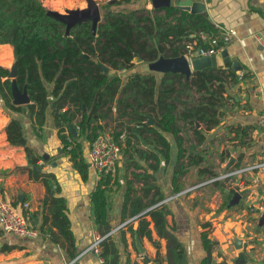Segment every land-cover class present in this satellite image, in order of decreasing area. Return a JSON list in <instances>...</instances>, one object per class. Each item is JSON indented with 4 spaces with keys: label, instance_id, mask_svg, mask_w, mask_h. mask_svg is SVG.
I'll use <instances>...</instances> for the list:
<instances>
[{
    "label": "crops",
    "instance_id": "crops-1",
    "mask_svg": "<svg viewBox=\"0 0 264 264\" xmlns=\"http://www.w3.org/2000/svg\"><path fill=\"white\" fill-rule=\"evenodd\" d=\"M198 1L204 3L203 12L214 26L231 32V40L223 48L240 64L237 76L247 74L227 83L223 93L226 103L219 108L221 116L216 126L208 130L201 123L195 126L201 131L200 141L187 132L181 144V160L186 162L190 155L197 163L182 171L175 194L171 177L176 146L165 134L169 158L165 162L158 156L160 162L155 170L149 169L152 159L145 162L137 153L132 154V159L138 161L139 168L123 170L118 161L116 184L107 193L105 223H95L89 193L98 175L87 164L86 178L80 179L61 149L51 110L46 109L41 130L35 134L25 108L11 111L0 99V194L16 211H21L23 202L28 204V223L36 231L31 238L0 231V264H199L204 257L207 264H264V219L259 222L264 214V168L192 188L199 181L264 157V137L255 123L258 113L264 111V48L250 37L254 32L264 34V0ZM42 2L48 8L68 0H45L48 5ZM143 2L134 0L136 4L132 5ZM64 9L48 8L58 13ZM10 60L11 46L0 44V66L9 69ZM9 120L20 125V143L7 140L5 126ZM138 144V149L157 155L152 144ZM87 147L83 143L85 162ZM145 175L147 184L155 185L164 199L173 197L163 201L169 214L160 233L149 222V238H138L131 232L138 220L122 224L129 218L121 220L120 210L127 182L136 195H141ZM153 191L149 190L148 197ZM234 193L238 197L231 201ZM257 205L263 206L260 214L249 211ZM145 219L149 220L148 216ZM95 232L107 234L102 263L94 252L86 250ZM201 232L209 241L205 248ZM134 235L143 254L135 248ZM1 246L11 248L2 250Z\"/></svg>",
    "mask_w": 264,
    "mask_h": 264
},
{
    "label": "trees",
    "instance_id": "trees-1",
    "mask_svg": "<svg viewBox=\"0 0 264 264\" xmlns=\"http://www.w3.org/2000/svg\"><path fill=\"white\" fill-rule=\"evenodd\" d=\"M130 1L115 0L114 4ZM216 35V27L204 12L191 14L173 6L106 11L94 32L89 22L73 25L65 32L64 24L47 14L41 0H0V44L11 46L16 62L15 84L19 89L25 87L29 102L23 106L11 103L8 69L1 66L0 99L11 111L21 112L25 108L35 134L40 132L49 108L61 149L80 179L87 175L83 143L88 146L97 134L108 132L119 146L123 170L139 168L138 161L132 159L133 153L145 162L152 159L151 170L160 162L158 156L166 162L169 145L165 134H169L176 146L171 177L175 194L179 191L176 180L182 171L197 163L190 155L186 162L181 160L184 159L181 144L186 138L183 134L190 131L200 141L201 131L195 126L201 123L206 130L216 126L221 116L219 108L226 103L223 93L227 83L232 84L247 73L237 76L229 66L208 67L191 71L187 79L178 73H165L158 79L134 67L153 61L158 55L183 54L192 39L195 47H208ZM221 43L217 40L218 46ZM99 64L107 70L103 71ZM106 120L111 122L110 126ZM69 127L75 129V136ZM5 133L10 143L22 140L16 120H9ZM139 142L152 144L157 155L138 149ZM116 166L117 163L115 171ZM147 177H142L145 181L141 195H136L127 182L121 202V220L132 217L138 220L131 231L138 238H149V222L160 233L169 214L161 202L162 193L152 183L147 184ZM114 184V175L101 174L89 193L97 224L105 223L107 193ZM150 189L154 191L148 197ZM200 238L205 248L209 243L206 233L201 232ZM103 242L100 256L104 261ZM9 248L1 246L2 250ZM155 249L157 256L156 244ZM199 264H207L206 257Z\"/></svg>",
    "mask_w": 264,
    "mask_h": 264
},
{
    "label": "built area",
    "instance_id": "built-area-1",
    "mask_svg": "<svg viewBox=\"0 0 264 264\" xmlns=\"http://www.w3.org/2000/svg\"><path fill=\"white\" fill-rule=\"evenodd\" d=\"M217 29V35L215 38L210 40L208 47H195V40L192 39L190 42H187L185 45V51L183 55L188 59L191 56H210L221 50L224 45H226L231 40V32L222 29L221 27L215 26ZM202 40H206L205 36L200 34ZM250 37L255 41V43L262 48H264V34L254 32ZM217 40H220L222 43L220 46L217 45ZM256 126L259 129L260 133L264 137V111L258 113L256 117ZM120 158V148L113 141L112 137L108 132H103L97 134L87 147L86 162L89 167H91L95 173L100 176L109 175L113 176L115 173V165ZM264 168V157H262L258 162L242 166L236 170L226 172L220 176L211 178L205 182H200L192 186V188L201 186L205 183L223 179L233 174H238L245 172L251 169ZM189 190V189H188ZM173 196L167 197L161 202L172 198ZM160 202V203H161ZM250 212H256L258 214L263 211L262 205H257L254 208L249 209ZM29 214H28V204L26 202L22 203L21 211H16L10 204L3 198L0 194V231L5 234H9L16 237L22 238H31L36 236V231L31 228L28 223ZM134 217L129 218L124 223L125 224ZM107 234H98L94 233L90 243L86 250L94 252L100 263L103 262V258L100 256L101 244L105 241Z\"/></svg>",
    "mask_w": 264,
    "mask_h": 264
},
{
    "label": "water",
    "instance_id": "water-1",
    "mask_svg": "<svg viewBox=\"0 0 264 264\" xmlns=\"http://www.w3.org/2000/svg\"><path fill=\"white\" fill-rule=\"evenodd\" d=\"M149 3L152 8H165L173 6L191 14L201 13L204 10V3L198 0H149ZM47 14L53 19L63 23L65 32H67L71 26L83 22H89L91 31H93L96 22L100 19L99 7L94 0H85V7L79 9H68L65 10L64 13H58L56 11L47 9ZM226 65H229V68L235 72H237L240 67L238 61H236L234 57L228 56L226 49L222 48L210 56H191L188 59L183 54H180L176 57H164L162 55H158V57L153 61L139 63L137 67L140 72L152 73L158 79L161 78L165 73H178L187 79L191 71L208 67H224ZM99 67L103 71L107 70V67L104 65L99 64ZM109 72H112V70ZM15 74L16 62L12 61L7 73V78L10 79L9 89L11 103L13 105L27 104L29 102V98L26 94L25 87L19 89L16 86L14 79ZM69 131L72 136H75V129L73 127H69ZM237 197L238 194L234 193L231 201H235ZM263 219L264 214L259 217V222H261ZM134 245L136 250L140 254H143V249L141 248L136 235H134Z\"/></svg>",
    "mask_w": 264,
    "mask_h": 264
},
{
    "label": "rangeland",
    "instance_id": "rangeland-1",
    "mask_svg": "<svg viewBox=\"0 0 264 264\" xmlns=\"http://www.w3.org/2000/svg\"><path fill=\"white\" fill-rule=\"evenodd\" d=\"M96 3H97V5H98V7H99V13H100V19H99V21L101 20V18H102V15L106 12V11H114V10H121V11H126L128 8H140V7H145L146 9H149L151 6H150V3H149V0H135V1H144L142 4H137L136 6H133L132 4H134V0H131L130 2H128L127 4H125V3H120V4H114V1L115 0H94ZM112 1V2H111ZM41 2H42V0H41ZM48 2V1H47ZM47 2H45V0H44V3H46V5H48V3ZM43 3V2H42ZM136 4V3H135ZM134 4V5H135ZM82 6V7H81ZM50 7H55V8H57V10H61L62 11V9H63V7L65 8L64 10H63V12L62 13H64V11L65 10H70V9H79V7L80 8H83V7H85V0H78V2H76L75 0H73V1H69L68 0V2H62L61 4H59V5H56V2L54 3V6L51 4V6ZM50 7H48V8H50ZM47 8V9H48ZM99 21H97L96 22V24L99 22ZM96 24H95V26H94V29H93V32H94V30H95V27H96ZM115 56H118V55H115ZM134 59L135 58H133L131 61L132 62H134ZM12 61H14V59H13V56H12V60H10V62L12 63ZM130 61V62H131ZM129 64V62L127 61L126 62V65H128ZM9 65H11V64H9ZM137 66H138V63L135 65V67L134 68H137ZM106 122L108 123V126H110L111 125V122L110 121H108V120H106ZM185 137H187L188 136V133H185V134H183ZM84 142V141H83ZM86 144V143H85ZM118 161H120V158H119V160ZM118 163V162H117ZM208 180V178L207 179H204V180H202V181H199V182H205V181H207ZM171 199V198H170Z\"/></svg>",
    "mask_w": 264,
    "mask_h": 264
}]
</instances>
